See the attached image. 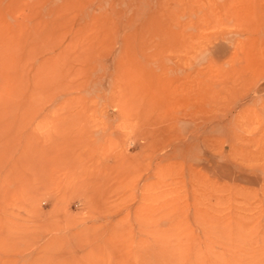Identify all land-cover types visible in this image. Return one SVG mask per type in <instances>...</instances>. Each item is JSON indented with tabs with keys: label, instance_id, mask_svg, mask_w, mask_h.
<instances>
[{
	"label": "rangeland",
	"instance_id": "obj_1",
	"mask_svg": "<svg viewBox=\"0 0 264 264\" xmlns=\"http://www.w3.org/2000/svg\"><path fill=\"white\" fill-rule=\"evenodd\" d=\"M61 253L264 264V0H0V257Z\"/></svg>",
	"mask_w": 264,
	"mask_h": 264
},
{
	"label": "bare ground",
	"instance_id": "obj_2",
	"mask_svg": "<svg viewBox=\"0 0 264 264\" xmlns=\"http://www.w3.org/2000/svg\"><path fill=\"white\" fill-rule=\"evenodd\" d=\"M67 253H69V252H67ZM67 253H61L59 255H55V256H51V257L49 256L45 260L48 261V264H81L75 259V257L73 258L72 256L68 255ZM19 259H16V258L10 257V256L9 257H0V264H32V263H29L28 260H22L20 262Z\"/></svg>",
	"mask_w": 264,
	"mask_h": 264
}]
</instances>
